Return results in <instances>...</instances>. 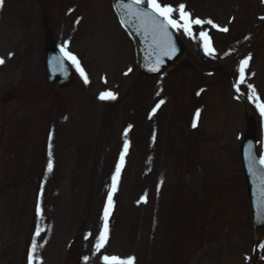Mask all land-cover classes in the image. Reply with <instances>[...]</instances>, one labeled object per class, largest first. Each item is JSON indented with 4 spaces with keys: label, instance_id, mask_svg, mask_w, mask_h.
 <instances>
[{
    "label": "rangeland",
    "instance_id": "rangeland-1",
    "mask_svg": "<svg viewBox=\"0 0 264 264\" xmlns=\"http://www.w3.org/2000/svg\"><path fill=\"white\" fill-rule=\"evenodd\" d=\"M14 1L6 0L0 30H13L19 46L0 62V264L256 261L239 144L253 117L264 148V2L201 0L198 24L184 33L190 55L159 84L170 99L138 76L122 32L117 45L93 34L89 25L113 16L109 0L71 4L82 16L75 38L62 29L60 3L73 0ZM215 24L229 28L215 35L213 52L234 80V100L226 77L190 69L203 29ZM30 32L40 39L34 49ZM47 40L75 54L68 88L45 83ZM256 264H264V241Z\"/></svg>",
    "mask_w": 264,
    "mask_h": 264
},
{
    "label": "water",
    "instance_id": "water-1",
    "mask_svg": "<svg viewBox=\"0 0 264 264\" xmlns=\"http://www.w3.org/2000/svg\"><path fill=\"white\" fill-rule=\"evenodd\" d=\"M114 1H116L117 7H122L124 5V2L122 0H114ZM144 17H145L144 19H151V18H153V15L144 13ZM172 39L174 40L173 37H172ZM136 41H137L136 43H137V46H138L139 51H140L141 47H140L139 39L136 38ZM150 42H153V38H150ZM170 42H172V41H170ZM174 50H175V52H177V50H178L176 42L174 43ZM168 60H169V57H165V59L162 61V63L166 62ZM173 61L174 60L169 61V62H167V64H171ZM139 62H140V55H139ZM140 67H141V65H140ZM253 168H251L248 172V177L251 179L250 180L248 178V180L250 181L249 184L251 185V188H253L254 183L256 185V194L254 193V191L252 189V192H253V195H252L253 214H254L255 223L257 225L263 226V227L259 226L258 229L261 231H264V212L261 213V210L264 209V189L260 188L259 183L257 181L254 182L252 179V177H254L255 173L258 175H264V170H262L258 166L257 163H253Z\"/></svg>",
    "mask_w": 264,
    "mask_h": 264
},
{
    "label": "bare ground",
    "instance_id": "bare-ground-1",
    "mask_svg": "<svg viewBox=\"0 0 264 264\" xmlns=\"http://www.w3.org/2000/svg\"><path fill=\"white\" fill-rule=\"evenodd\" d=\"M167 52H169L168 49L164 50V52L160 55V58H159L160 61H163L165 59Z\"/></svg>",
    "mask_w": 264,
    "mask_h": 264
}]
</instances>
